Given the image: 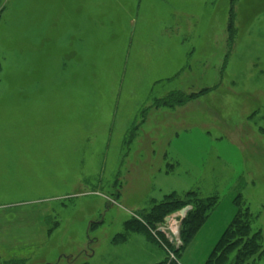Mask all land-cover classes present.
Listing matches in <instances>:
<instances>
[{
  "label": "rangeland",
  "instance_id": "rangeland-1",
  "mask_svg": "<svg viewBox=\"0 0 264 264\" xmlns=\"http://www.w3.org/2000/svg\"><path fill=\"white\" fill-rule=\"evenodd\" d=\"M189 195L178 264L264 238V0H0V264H170L192 207L116 238Z\"/></svg>",
  "mask_w": 264,
  "mask_h": 264
},
{
  "label": "trees",
  "instance_id": "trees-1",
  "mask_svg": "<svg viewBox=\"0 0 264 264\" xmlns=\"http://www.w3.org/2000/svg\"><path fill=\"white\" fill-rule=\"evenodd\" d=\"M195 96L184 95L183 93L171 95L164 101V106L181 107L189 103ZM191 199H180L175 196H170L165 202L152 209L149 215H141L142 222L130 220L125 224V233L119 235L116 241H127L131 234L141 233L148 240H152V233L157 224L163 223L165 218L175 212L182 211L186 207H192L188 212L183 223L181 238L183 245L179 250H175V259L170 261V264H178L181 258V252H185L190 246L193 237L198 233L200 228L206 223L209 214L218 206L217 198L202 199L196 195H189ZM249 211H242L241 208L227 229L222 234L220 240L216 243L211 255L205 264H255L254 258L262 255V244L264 241L261 233H252L251 220ZM145 217V218H144ZM174 253V254H175ZM235 254V257L230 259V256ZM180 256V257H179ZM160 264H169V259H166Z\"/></svg>",
  "mask_w": 264,
  "mask_h": 264
},
{
  "label": "water",
  "instance_id": "water-1",
  "mask_svg": "<svg viewBox=\"0 0 264 264\" xmlns=\"http://www.w3.org/2000/svg\"><path fill=\"white\" fill-rule=\"evenodd\" d=\"M188 211H189V208H185V209H183V210L180 212L181 216H182V217H185V215L187 214ZM169 221H170V220L167 219V222H169Z\"/></svg>",
  "mask_w": 264,
  "mask_h": 264
}]
</instances>
